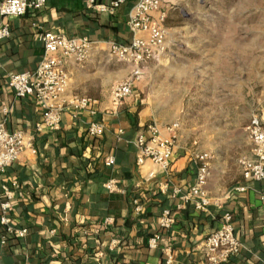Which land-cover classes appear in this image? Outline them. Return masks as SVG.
I'll use <instances>...</instances> for the list:
<instances>
[{
    "label": "crops",
    "instance_id": "0c3cea01",
    "mask_svg": "<svg viewBox=\"0 0 264 264\" xmlns=\"http://www.w3.org/2000/svg\"><path fill=\"white\" fill-rule=\"evenodd\" d=\"M137 1L130 0L110 15L88 9L86 0H47L42 9L10 19L11 35L0 40V122L5 121L10 132L22 131L28 146L0 175V215L7 188L14 203L9 216L28 233L2 243L0 229V264H166L167 248L173 264H202L203 243L221 226L225 213L233 215L242 250L222 264H260L264 259V184L245 179L238 163L252 156L249 134L245 144L205 146L207 134L185 130L179 119L159 124L136 94V82L121 105L112 102L113 87L129 77L135 65L115 62L110 45L132 43L128 21ZM176 1L164 0L155 13L156 19L166 13L163 25ZM4 21L0 16V25ZM48 31L94 42L84 64L67 60L70 85L64 100L90 97L96 114L68 107L60 128L51 131L37 128L43 110L36 101L18 97L8 85L10 74L37 68L45 52L39 35ZM92 121L106 125L100 137L87 132ZM152 123L165 138L169 125L178 124L167 170L149 160L137 163L133 141L142 132L150 137L147 126ZM203 153L210 155L211 203L205 211L193 204L178 209L171 191L194 185L200 167L196 156ZM110 155L116 162L106 166ZM153 170L155 176L148 179ZM109 180L117 183L115 191L106 187ZM165 208H172L176 216L169 231L159 224ZM155 232L162 238L153 249L148 243Z\"/></svg>",
    "mask_w": 264,
    "mask_h": 264
},
{
    "label": "built area",
    "instance_id": "2783aa9c",
    "mask_svg": "<svg viewBox=\"0 0 264 264\" xmlns=\"http://www.w3.org/2000/svg\"><path fill=\"white\" fill-rule=\"evenodd\" d=\"M130 0H110L105 3L102 0H86L88 9L96 12H103L113 15L115 11ZM164 0H138L131 11L128 26L133 32L132 43L121 45L112 43L110 45L111 57L122 63L135 65L133 73L118 82L112 89L111 99L115 107L121 105L125 98L132 94L135 80L141 74V66L150 59L161 57L166 52V38L168 30L164 21L166 13H162L158 19L155 13L160 12ZM47 3V0H3L0 3V16L5 19L0 25V40L8 38L11 30L10 19L26 15L30 10H40ZM44 47V56L37 68L32 71H22L10 74L8 79L9 87L20 97H32L37 105L43 110V121L37 125L39 130H57L60 128L62 113L68 107L74 108L77 112L89 111L96 114L93 108L94 100L87 96H73L64 100L66 91L70 85L69 72L66 67L68 59H73L77 64H84L91 51L94 42L88 37H69L52 31L42 32L39 35ZM178 124L172 123L168 127L169 137L161 135L157 125L152 123L147 126L150 137L144 132L140 133L133 141L138 149L137 163L144 164L147 160L159 168L167 170L170 167V159L174 153L175 142L178 139ZM106 125L104 122L92 121L87 132L91 137H100ZM252 147L251 157H241L240 163L242 174L245 179L257 180L264 184V124L258 117H254L247 127ZM28 146L25 135L22 131L10 132L6 122H0V175L7 171V168L15 163L22 151ZM200 163L195 183L187 190L175 187L171 196L178 200L177 208L181 209L188 204H193L198 211H205L211 203L208 195L207 184L211 176L210 155L208 153L196 156ZM116 158L113 155L105 159L106 166H113ZM156 171L148 175L153 179ZM115 181L109 180L106 187L110 191L116 190ZM162 190L166 189L162 187ZM7 199L2 202V213L0 215V229L2 232V243L6 242L9 236H24L28 233L26 227H17L9 211L13 207V192L6 188ZM136 211L141 206L136 201ZM159 224L162 231H169L176 223V216L172 208H165L159 215ZM162 234L155 232L149 239V247H158ZM242 244L238 239L233 215L225 213L222 224L219 228L210 233L203 243L204 260L202 264H222L231 257L236 256L242 250ZM167 251L166 264H173V253ZM260 264H264V259Z\"/></svg>",
    "mask_w": 264,
    "mask_h": 264
},
{
    "label": "rangeland",
    "instance_id": "374dc122",
    "mask_svg": "<svg viewBox=\"0 0 264 264\" xmlns=\"http://www.w3.org/2000/svg\"><path fill=\"white\" fill-rule=\"evenodd\" d=\"M170 10L166 52L143 63L136 94L159 124L205 132V146L245 144L253 118L264 122V0H177Z\"/></svg>",
    "mask_w": 264,
    "mask_h": 264
},
{
    "label": "trees",
    "instance_id": "16d2710c",
    "mask_svg": "<svg viewBox=\"0 0 264 264\" xmlns=\"http://www.w3.org/2000/svg\"><path fill=\"white\" fill-rule=\"evenodd\" d=\"M11 32V31H10Z\"/></svg>",
    "mask_w": 264,
    "mask_h": 264
}]
</instances>
